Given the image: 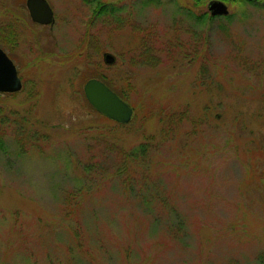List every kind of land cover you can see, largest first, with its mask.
<instances>
[{
	"label": "rangeland",
	"instance_id": "374dc122",
	"mask_svg": "<svg viewBox=\"0 0 264 264\" xmlns=\"http://www.w3.org/2000/svg\"><path fill=\"white\" fill-rule=\"evenodd\" d=\"M24 1L0 0L21 79L0 92V264H258L264 1L200 19L208 0H45L51 27ZM102 77L132 108L122 126L83 96Z\"/></svg>",
	"mask_w": 264,
	"mask_h": 264
},
{
	"label": "water",
	"instance_id": "95a60500",
	"mask_svg": "<svg viewBox=\"0 0 264 264\" xmlns=\"http://www.w3.org/2000/svg\"><path fill=\"white\" fill-rule=\"evenodd\" d=\"M25 5L31 21L39 24H48L51 21V10L45 0H25ZM206 11L209 16H224L228 14V6L223 0H208ZM104 63L114 61L109 54L103 56ZM11 59L0 48V92L13 93L20 90L21 82ZM83 96L87 103L99 114L116 123H127L132 117V108L121 99L101 79L88 78L83 83Z\"/></svg>",
	"mask_w": 264,
	"mask_h": 264
},
{
	"label": "trees",
	"instance_id": "16d2710c",
	"mask_svg": "<svg viewBox=\"0 0 264 264\" xmlns=\"http://www.w3.org/2000/svg\"><path fill=\"white\" fill-rule=\"evenodd\" d=\"M195 2H199V1H201V0H194ZM225 3H228V2H230V1H232V0H223ZM233 1H249V2H253L254 1V3H257L258 1H264V0H233ZM196 17L197 18H209V19H212V18H215V17H220V16H209L208 15V13H207V11L206 12H203L200 16L199 15H196ZM221 17H223V16H221ZM224 17H229L228 16V14L227 15H224ZM196 18V19H197ZM9 37L10 36H13V35H8ZM9 40V39H8ZM13 42V41H12ZM148 49V48H147ZM149 50V49H148ZM146 54V53H145ZM149 56V54H146L145 55V61L147 62L149 59L147 58L148 56ZM139 58H140V56H139ZM141 60H144V57L142 58L141 57ZM102 80L101 81H103L106 85H108L109 86V88L110 89H112L117 95H119L120 96V98L122 99L123 98V100L126 102V95L125 94H123V92L122 91H118V90H116V88H115V85H113L112 83H111V81H109V80H107V79H105L104 77H102L101 78ZM6 94H15V93H7L6 92ZM90 106V105H89ZM91 107V106H90ZM92 109H93V107H92ZM94 110V109H93ZM95 111V110H94ZM96 112V111H95ZM96 113H98V112H96ZM170 114H169V120H172L173 122H175V123H177V120L179 121L180 120V117H178V114H181V113H179V111H170L169 112ZM99 114V113H98ZM101 115V114H100ZM101 116H103V115H101ZM105 117V116H104ZM106 119H107V117H106ZM115 123V125H117V126H122L123 124H120V123H116V122H114ZM124 124H126V123H124ZM178 124V123H177ZM146 146H143V144H138V145H136L134 148H130V149H124V150H121V149H117V151H115V153H116V157L117 158H119L117 161H118V163H117V165L118 166H116L115 168V170H114V172L116 173V174H118V173H120V172H122V170H124V167H123V164H125V163H127V162H129V160H135V158H137L136 157V154L139 152V150H142L143 148H145ZM85 169V168H84ZM258 264H264V252L263 253H261V254H259V257H258Z\"/></svg>",
	"mask_w": 264,
	"mask_h": 264
},
{
	"label": "flooded vegetation",
	"instance_id": "af4514ba",
	"mask_svg": "<svg viewBox=\"0 0 264 264\" xmlns=\"http://www.w3.org/2000/svg\"><path fill=\"white\" fill-rule=\"evenodd\" d=\"M226 4V3H225ZM24 5H25V1H24ZM50 6V5H49ZM226 6H227V4H226ZM27 7V6H26ZM25 7V8H26ZM50 8V7H49ZM108 8H111L108 4L106 5L105 3H96V5H95V7H94V9L92 10V12H94V16L93 17H97V16H99L100 14H104L105 13V11L108 9ZM27 10V9H26ZM50 10H51V14H52V16H51V21L48 23V24H39V23H36L35 21V24H38V25H43V26H48V27H51L52 26V24L55 22V20H56V18H57V16H56V18H55V14L53 13V11H52V9L50 8ZM109 10V9H108ZM27 13H28V11H27ZM62 16H63V14H62V12L60 13ZM29 15V14H28ZM30 16V15H29ZM62 16H60L59 17V20H61L62 21ZM30 19V18H29ZM31 20V19H30ZM33 22V21H32ZM33 22V23H34ZM19 35V34H17L15 31L12 33V35ZM51 35H52V33H50ZM55 34V33H54ZM53 34V35H54Z\"/></svg>",
	"mask_w": 264,
	"mask_h": 264
}]
</instances>
